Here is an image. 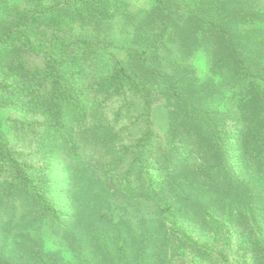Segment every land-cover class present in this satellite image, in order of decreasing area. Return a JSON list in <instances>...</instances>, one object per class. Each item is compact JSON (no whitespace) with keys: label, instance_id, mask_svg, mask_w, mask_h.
I'll use <instances>...</instances> for the list:
<instances>
[{"label":"rangeland","instance_id":"obj_1","mask_svg":"<svg viewBox=\"0 0 264 264\" xmlns=\"http://www.w3.org/2000/svg\"><path fill=\"white\" fill-rule=\"evenodd\" d=\"M69 26L64 44L93 45L78 51L74 100L53 96L44 58L17 40L0 48V160L8 152L60 213L44 212L0 163V264H182L168 212L219 241L199 264H244L239 238L224 250L202 207L221 225L241 222L252 199L264 221V0H84ZM227 40L242 46L248 76ZM224 126L235 162L217 174Z\"/></svg>","mask_w":264,"mask_h":264},{"label":"trees","instance_id":"obj_2","mask_svg":"<svg viewBox=\"0 0 264 264\" xmlns=\"http://www.w3.org/2000/svg\"><path fill=\"white\" fill-rule=\"evenodd\" d=\"M27 1V5H22L21 7L14 5L11 7L7 4V0H0V48L17 40L21 43L18 48L19 50L22 47L23 52H26V54L30 51L33 52L30 53L32 55L41 59L44 58V72L46 76L48 75L46 78H49L54 86L52 92L53 96L56 98L69 96V99L74 100L78 97L79 91H81V84L79 82V77H75L74 80H71L70 76L72 75V70L74 66L75 70H77V60L85 54L84 51H92L93 45L88 44L86 39L83 38L85 40L73 42L69 44V47L64 44V41H71L70 38L68 36L62 37L61 34L64 30L62 29L63 25L70 24L68 29L73 27V24H75V11L81 6V3H84V0ZM54 19L58 20V22L55 23L51 21ZM56 26L58 27L56 30H51L52 27ZM211 29L216 31L221 37L226 38V33H228L227 30L219 26L211 27ZM32 34L33 36L38 34L40 39L39 44L31 41L30 37H32ZM227 42L232 45L230 41L227 40ZM49 44H51V46H49ZM241 47L242 46L232 45V49L237 55L241 74L248 76L251 68L249 67L248 59L244 56V51ZM47 48L49 49L47 50ZM82 49L85 50L79 53L78 51ZM67 50L70 52L67 53ZM124 69L123 67L120 68L121 71ZM121 75L120 72L119 76ZM118 80L121 82V79ZM224 129H226L225 126L223 132L215 135V142L213 143L215 148L214 153L219 160V166L215 170L217 174L232 170L231 163L235 162L234 159H231V157H234L236 154V150H234L235 142H233V139L227 140L230 132L227 130V133L226 131L224 133ZM206 131L211 132L208 129ZM210 138L214 141L213 133ZM142 143L143 141L141 144ZM260 154V158L264 157V152L262 150ZM75 157H77V154H75ZM237 159L238 158H236V160ZM262 159L264 160V158ZM0 163L3 167L5 165L12 167V180L26 189V191L34 197L35 202L44 212L54 218L60 216L59 211L52 206L47 196H45L41 190V182L31 178L29 174L24 171V167L17 165L12 156L8 155V152L1 157ZM113 167L110 168L111 172L114 170ZM139 167L141 171L146 170L142 163L139 164ZM132 172L133 168H128L121 174L124 189H126L128 193H132V183L130 180ZM211 173H214V171ZM105 174L108 175L109 172ZM145 174L147 178L150 177L146 171ZM148 181V187H150L148 193H152V195L156 194L155 190H157V186H155L150 178ZM249 203L248 213L246 216H242L241 222L237 219L231 220L229 218L226 220L225 224L221 225V223L217 221L215 214L209 208L202 207V213L210 227L222 233V248H224V250L232 248L235 237H238V242L244 250L242 255V258L245 260L244 264L248 263V256H246L248 247L253 248L251 262L248 264H264V221L257 216L254 200L251 199ZM168 215L171 220V230L173 232L171 238H175L180 243L181 248L184 249L180 257L183 260L182 264H199L197 262V255L205 252L210 254L211 250L216 248L219 243L216 238H212L208 242H203L202 239L189 233L187 227L179 224L171 212H168ZM192 256H195L196 259H192ZM221 257L228 263L229 257L223 252L221 253ZM201 263L202 261L200 264Z\"/></svg>","mask_w":264,"mask_h":264}]
</instances>
